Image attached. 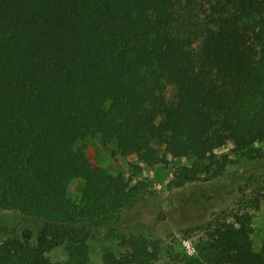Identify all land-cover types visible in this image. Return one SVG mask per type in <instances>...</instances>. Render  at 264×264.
Segmentation results:
<instances>
[{
  "label": "trees",
  "instance_id": "obj_1",
  "mask_svg": "<svg viewBox=\"0 0 264 264\" xmlns=\"http://www.w3.org/2000/svg\"><path fill=\"white\" fill-rule=\"evenodd\" d=\"M88 137L148 165L161 146L193 158L180 186L212 173L215 148L253 158L264 142V0H0V207L32 225L0 241V264H91L92 229L120 219L127 193L76 148ZM253 233V214L237 212L206 226L192 255L161 259L132 236L104 262L264 264ZM60 246L68 258L54 262Z\"/></svg>",
  "mask_w": 264,
  "mask_h": 264
},
{
  "label": "rangeland",
  "instance_id": "obj_2",
  "mask_svg": "<svg viewBox=\"0 0 264 264\" xmlns=\"http://www.w3.org/2000/svg\"><path fill=\"white\" fill-rule=\"evenodd\" d=\"M202 17L204 11H200ZM200 40L195 47L199 49ZM166 97L170 104L178 103V91L167 85ZM76 148L84 151L96 165L111 175L110 186L123 187L127 193L120 219L111 224L92 229L89 240L91 264H105L107 253L120 254L126 250L132 236L145 237L159 248L160 258L169 252L194 254V242L210 224L230 221L234 213L249 211L253 214L252 235L255 247L264 243V200L257 210L253 202L264 193V142L255 146L254 157L245 155L234 143L215 148V159L206 164L210 174L198 181L178 185L182 168L192 166L194 159L177 157L166 146L159 147L161 162L148 165L137 155L123 156L118 142L105 143L100 137L80 140ZM227 157V165L221 175L213 171ZM70 197L79 201L82 186L74 180ZM26 228H32L29 219L19 212L0 207V241L20 236ZM54 262H64L68 255L65 246L49 254Z\"/></svg>",
  "mask_w": 264,
  "mask_h": 264
}]
</instances>
